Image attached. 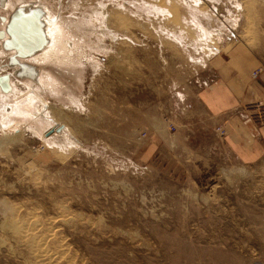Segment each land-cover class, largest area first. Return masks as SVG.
<instances>
[{"label": "rangeland", "instance_id": "rangeland-1", "mask_svg": "<svg viewBox=\"0 0 264 264\" xmlns=\"http://www.w3.org/2000/svg\"><path fill=\"white\" fill-rule=\"evenodd\" d=\"M5 1L0 33L32 5L85 41L67 68L0 37V264H264V162L182 106L218 62L264 72V0Z\"/></svg>", "mask_w": 264, "mask_h": 264}, {"label": "crops", "instance_id": "crops-1", "mask_svg": "<svg viewBox=\"0 0 264 264\" xmlns=\"http://www.w3.org/2000/svg\"><path fill=\"white\" fill-rule=\"evenodd\" d=\"M261 63L246 55L218 62L212 70L215 83L210 88L196 86L182 105L189 113L197 112L198 117L210 120L217 133L219 127L225 128L224 138L218 134L222 147L248 166L264 162V122H258L249 108L264 99V72L256 79L251 76ZM180 108L178 104L176 109Z\"/></svg>", "mask_w": 264, "mask_h": 264}, {"label": "bare ground", "instance_id": "bare-ground-1", "mask_svg": "<svg viewBox=\"0 0 264 264\" xmlns=\"http://www.w3.org/2000/svg\"><path fill=\"white\" fill-rule=\"evenodd\" d=\"M6 2L8 7H11L15 4L9 0H6L4 3ZM49 12L50 11L48 8L42 6H23L21 8L20 14L15 17L11 23V28H9L10 34L13 36V38H9L11 36L8 37L9 34L5 32H1L0 37L2 39H6L5 41L7 43L8 49L13 48L17 50L18 54L24 58L29 57L42 64L43 62L52 63L57 66L60 65L67 68H73V66L81 63L79 66L83 67L84 64L79 62L81 59H77L76 56L79 54L80 57L82 51L80 50L81 45H83L85 40L81 38L77 40L76 37L68 34L67 28L64 27L62 23L58 21L56 22L55 17L49 14ZM85 59L87 61L91 60V56H88ZM11 61H14L17 64L19 63L15 57ZM12 64L16 65L14 63ZM22 67L23 70L20 73L23 76L37 81L41 86L43 85V80L46 78L47 81L50 79L54 86H58V88L62 87V83L54 79L53 76L46 75V77H44L32 67H27L24 65H22ZM2 84L9 91L13 90L11 81H4ZM32 85L37 88V85L33 83ZM30 95L33 96L30 99L37 98L35 90H31ZM22 101L23 100L21 97L17 99L15 102L16 104L14 103L15 105L7 104L6 106L0 108V114L2 112L6 113V117L4 119H2V116L0 115V129L4 130L11 123L10 121L12 120V117L17 114L20 106H22L24 103Z\"/></svg>", "mask_w": 264, "mask_h": 264}, {"label": "built area", "instance_id": "built-area-1", "mask_svg": "<svg viewBox=\"0 0 264 264\" xmlns=\"http://www.w3.org/2000/svg\"><path fill=\"white\" fill-rule=\"evenodd\" d=\"M256 76H257V73L254 74V77ZM249 108L255 112L254 115L256 116V120L258 122L263 123L264 122V99L257 101L256 103L252 104ZM170 129L174 130L175 127L173 125H170ZM217 131L221 138L225 137V134H226L225 129L219 127Z\"/></svg>", "mask_w": 264, "mask_h": 264}, {"label": "water", "instance_id": "water-1", "mask_svg": "<svg viewBox=\"0 0 264 264\" xmlns=\"http://www.w3.org/2000/svg\"><path fill=\"white\" fill-rule=\"evenodd\" d=\"M19 11V10H18ZM15 19V15L12 17L11 22ZM11 24V23H10ZM11 26V25H10ZM9 32V31H8ZM9 35L11 36V38H13V36L9 33ZM53 133V132H52Z\"/></svg>", "mask_w": 264, "mask_h": 264}]
</instances>
